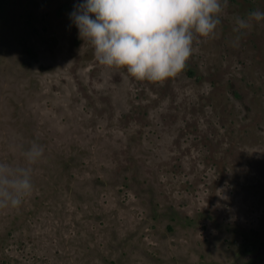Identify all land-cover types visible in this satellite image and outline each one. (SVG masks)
Wrapping results in <instances>:
<instances>
[{
	"label": "rangeland",
	"instance_id": "rangeland-1",
	"mask_svg": "<svg viewBox=\"0 0 264 264\" xmlns=\"http://www.w3.org/2000/svg\"><path fill=\"white\" fill-rule=\"evenodd\" d=\"M79 2L0 5V160L45 147L0 264H264V21L232 30L264 0L164 83L99 65Z\"/></svg>",
	"mask_w": 264,
	"mask_h": 264
},
{
	"label": "clouds",
	"instance_id": "clouds-1",
	"mask_svg": "<svg viewBox=\"0 0 264 264\" xmlns=\"http://www.w3.org/2000/svg\"><path fill=\"white\" fill-rule=\"evenodd\" d=\"M228 8L229 0H82L70 18L99 65L164 83L185 71L202 42L217 38ZM262 21L260 10L235 17L233 45ZM20 154V163L0 160V209L19 208L35 191L34 166L45 147L33 141Z\"/></svg>",
	"mask_w": 264,
	"mask_h": 264
},
{
	"label": "flooded vegetation",
	"instance_id": "flooded-vegetation-1",
	"mask_svg": "<svg viewBox=\"0 0 264 264\" xmlns=\"http://www.w3.org/2000/svg\"><path fill=\"white\" fill-rule=\"evenodd\" d=\"M234 1L237 4H241L243 2H252V3H255V2H258L259 0H234Z\"/></svg>",
	"mask_w": 264,
	"mask_h": 264
},
{
	"label": "trees",
	"instance_id": "trees-1",
	"mask_svg": "<svg viewBox=\"0 0 264 264\" xmlns=\"http://www.w3.org/2000/svg\"><path fill=\"white\" fill-rule=\"evenodd\" d=\"M2 1H3V0H0V5H1ZM1 262H2V261H1Z\"/></svg>",
	"mask_w": 264,
	"mask_h": 264
}]
</instances>
